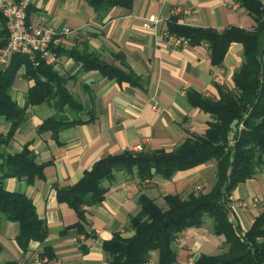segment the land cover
Listing matches in <instances>:
<instances>
[{
  "label": "crops",
  "instance_id": "crops-1",
  "mask_svg": "<svg viewBox=\"0 0 264 264\" xmlns=\"http://www.w3.org/2000/svg\"><path fill=\"white\" fill-rule=\"evenodd\" d=\"M264 6V0H261ZM26 23L29 26H51L56 34L51 46L56 60L50 64L60 74L69 76L66 87L88 110L95 113L87 123L68 126L54 137L50 130L37 127L54 108L43 102L26 107V119L16 128L4 153L13 154L30 142L36 159L44 163L43 177L28 182L26 177H8L3 188L19 192L31 199L35 211L45 222L47 235L43 241L30 240L23 249L17 236L20 225L0 217V264H108L102 243L114 233L130 237L131 216L138 213L140 193L163 207V196L189 192H207L216 180L213 161L175 171L169 178L154 175L138 178L117 171L110 180L99 204L83 206L87 222L85 236L75 228L73 208L56 199V187L77 182L93 163L108 154H119L141 144L143 151L173 150L187 132L202 134L210 115L194 107L187 98L188 91L217 99V87L233 89L232 76L243 61V46L232 42L220 66L210 63L205 44L174 46L164 37L166 20L178 15V22L194 27L222 31L229 26L253 30L256 21L234 0H131L130 7L113 6L102 16L97 15L83 0H29ZM155 20L149 27L143 23ZM65 27L72 31L64 34ZM85 46L108 63L119 65L115 55L120 53L130 68L141 77L140 85L117 82L102 76L98 70H83L81 62L56 50ZM20 67L10 95L20 107L25 105L26 93L33 80L24 76ZM83 118L87 114L81 115ZM10 122L0 116V134H6ZM1 161V160H0ZM264 196V164L251 178L237 184L228 198V217L241 233L264 210L242 206ZM81 245L86 249L82 250ZM176 253L173 264H194L202 254L216 255L228 248L222 235L213 231L212 220L204 216L198 227L183 230L172 243ZM50 253V257L45 252ZM148 262L158 264L157 251H151Z\"/></svg>",
  "mask_w": 264,
  "mask_h": 264
},
{
  "label": "trees",
  "instance_id": "trees-1",
  "mask_svg": "<svg viewBox=\"0 0 264 264\" xmlns=\"http://www.w3.org/2000/svg\"><path fill=\"white\" fill-rule=\"evenodd\" d=\"M83 1L99 16L113 6L131 5V0ZM235 1L253 16L256 21L253 30L237 26H229L222 31L194 27L179 23L175 14L166 20L169 33L186 38L189 45L205 44L213 66L222 64L232 42L243 46V61L232 76L233 89L218 86L217 99L194 91L187 92L190 103L210 115L206 130L202 134L187 132L183 141L171 151L125 150L105 155L95 161L77 182L56 187L57 201L73 208L78 218L67 228H75L78 233L89 236L90 232L85 229L87 219L83 206L102 202L107 192L102 183L112 179L115 172L123 171L139 180L151 179L154 175L169 178L178 170L209 161L215 163L216 180L205 193L189 192L185 197L166 194L163 207L140 193V209L130 218L133 235L123 237L114 233L102 243L108 264H144L148 262L151 251H157L158 264H173L176 253L172 243L183 230L201 226L204 216L211 218L214 233L224 237L228 248L216 255L202 254L194 264H264V210L245 233H241L228 217L227 203L231 191L237 184L254 176L264 164V6L261 0ZM7 37L6 20L0 13V53ZM50 48L54 51L51 44ZM55 51L81 62L83 70L96 69L102 76L119 83L140 85L141 77L120 53L115 55L119 61V65H115L103 61L85 46ZM22 66L25 68L24 76L34 82L26 93L25 105L20 107L12 99L10 90ZM68 77L58 73L37 53H14L6 66L0 65V116L10 122L8 132L0 134V217L19 223L17 241L23 249L27 248L30 240H44L47 235L45 222L38 217L30 198L5 190L2 180L26 177L31 182L36 177L42 178L45 164L37 161L36 154L29 148L30 142L24 143L13 154L4 153L2 148L26 119L28 105L46 102L54 108V113L37 127L38 131L50 130L54 137L63 128L94 119L93 110H88L66 87ZM82 114H87V117L83 118ZM81 248L83 251L86 249L83 245ZM45 252L50 257V253Z\"/></svg>",
  "mask_w": 264,
  "mask_h": 264
},
{
  "label": "built area",
  "instance_id": "built-area-1",
  "mask_svg": "<svg viewBox=\"0 0 264 264\" xmlns=\"http://www.w3.org/2000/svg\"><path fill=\"white\" fill-rule=\"evenodd\" d=\"M231 4H234V0H228ZM29 0H0V13L6 20V28L8 31V37L6 45L0 53V65L6 66L9 59L14 53H22L27 55L39 54L41 58L47 63L52 64L56 60V54L51 50L50 44L56 31L48 25L43 26H29L26 23V9ZM153 17H150L143 23V27L147 28L151 21H154ZM71 29L65 27L63 29L64 34L71 33ZM168 43L176 46H186L188 40L184 37L176 36L165 30L163 33ZM143 146L136 144L131 151L140 152ZM229 198V197H228ZM264 203V196L260 199H252L249 203L242 201V206L256 207L259 203ZM85 207V206H84ZM144 264H150L146 262Z\"/></svg>",
  "mask_w": 264,
  "mask_h": 264
}]
</instances>
